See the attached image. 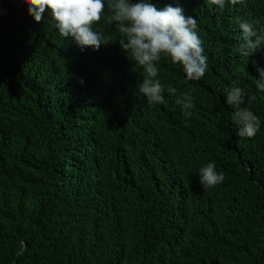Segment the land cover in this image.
I'll return each instance as SVG.
<instances>
[{
  "label": "trees",
  "instance_id": "1",
  "mask_svg": "<svg viewBox=\"0 0 264 264\" xmlns=\"http://www.w3.org/2000/svg\"><path fill=\"white\" fill-rule=\"evenodd\" d=\"M151 2L197 19L208 58L190 81L162 56L155 104L115 25L93 27L116 42L82 51L49 10L37 23L23 0H0V264H264V45L236 51L240 22L264 27V0ZM232 86L256 97L254 138L236 134ZM210 162L225 179L205 189Z\"/></svg>",
  "mask_w": 264,
  "mask_h": 264
},
{
  "label": "clouds",
  "instance_id": "2",
  "mask_svg": "<svg viewBox=\"0 0 264 264\" xmlns=\"http://www.w3.org/2000/svg\"><path fill=\"white\" fill-rule=\"evenodd\" d=\"M28 5V14L37 23L44 19L46 9L51 13L61 37L74 39L83 51L86 47L99 50L101 45L116 42L106 37L101 30L94 28L102 18L106 24L115 25L123 37L118 40L122 51L135 66L143 69L144 78L137 84L140 95L147 98L149 104L163 101L164 86L158 77L157 64L162 56L170 57L173 64L183 67L190 81H198L208 70V58L204 54L202 40L198 35V21L192 16H185V10L177 4H167L158 9L151 0H23ZM226 2L236 5L241 0H208L210 5L223 9ZM107 8V11H106ZM259 24V21L256 22ZM242 30L241 41L236 49L242 57H249L264 45V27H254L252 23H239ZM255 38V39H253ZM259 77L254 80L256 88L264 91V68H257ZM167 91L176 94L174 88ZM226 103L234 109L232 122L237 128V136L254 138L260 130L261 122L250 108L256 97L247 96L246 92L232 86L225 90ZM176 104L188 113L195 107L189 94L176 97ZM200 183L205 188L214 187L224 181L223 172H217L215 164L210 162L199 170Z\"/></svg>",
  "mask_w": 264,
  "mask_h": 264
}]
</instances>
